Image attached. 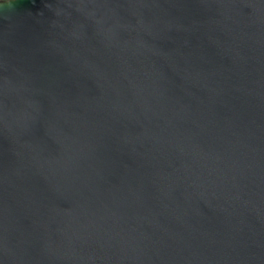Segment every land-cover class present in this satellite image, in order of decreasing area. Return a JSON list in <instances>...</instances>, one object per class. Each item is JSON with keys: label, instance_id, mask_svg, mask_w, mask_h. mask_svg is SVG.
I'll return each instance as SVG.
<instances>
[{"label": "water", "instance_id": "obj_1", "mask_svg": "<svg viewBox=\"0 0 264 264\" xmlns=\"http://www.w3.org/2000/svg\"><path fill=\"white\" fill-rule=\"evenodd\" d=\"M0 264H264V0H0Z\"/></svg>", "mask_w": 264, "mask_h": 264}]
</instances>
